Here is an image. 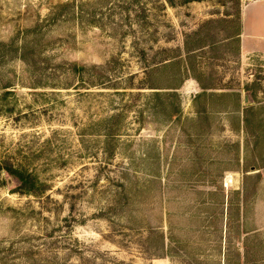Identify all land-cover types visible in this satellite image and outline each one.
<instances>
[{
    "label": "rangeland",
    "instance_id": "374dc122",
    "mask_svg": "<svg viewBox=\"0 0 264 264\" xmlns=\"http://www.w3.org/2000/svg\"><path fill=\"white\" fill-rule=\"evenodd\" d=\"M249 1L0 0V264H264Z\"/></svg>",
    "mask_w": 264,
    "mask_h": 264
},
{
    "label": "crops",
    "instance_id": "0c3cea01",
    "mask_svg": "<svg viewBox=\"0 0 264 264\" xmlns=\"http://www.w3.org/2000/svg\"><path fill=\"white\" fill-rule=\"evenodd\" d=\"M239 43L242 55L264 60V0H251L242 6Z\"/></svg>",
    "mask_w": 264,
    "mask_h": 264
},
{
    "label": "trees",
    "instance_id": "16d2710c",
    "mask_svg": "<svg viewBox=\"0 0 264 264\" xmlns=\"http://www.w3.org/2000/svg\"><path fill=\"white\" fill-rule=\"evenodd\" d=\"M187 1H191V0H187ZM175 63H178L174 60H172L171 58H164L162 60H160L159 62L155 63L153 66H152V69L154 72H157V71H160V70H163V69H167L169 68L171 65H175ZM182 70L179 71V74L180 75H183L184 74V68L183 67H180ZM167 88H171V89H175L177 90L179 87H167ZM168 91L166 93H162L161 91H155V96H160V95H176L177 93H172V92H177V91ZM6 170L10 173V174H13L15 176H17L21 181L24 179V173L20 170V169H15L13 168V165L10 166V167H6Z\"/></svg>",
    "mask_w": 264,
    "mask_h": 264
},
{
    "label": "water",
    "instance_id": "95a60500",
    "mask_svg": "<svg viewBox=\"0 0 264 264\" xmlns=\"http://www.w3.org/2000/svg\"><path fill=\"white\" fill-rule=\"evenodd\" d=\"M246 99H247V97H246Z\"/></svg>",
    "mask_w": 264,
    "mask_h": 264
}]
</instances>
